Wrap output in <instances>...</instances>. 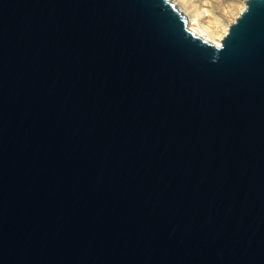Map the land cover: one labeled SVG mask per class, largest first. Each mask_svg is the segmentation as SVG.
Masks as SVG:
<instances>
[{
    "label": "water",
    "instance_id": "obj_1",
    "mask_svg": "<svg viewBox=\"0 0 264 264\" xmlns=\"http://www.w3.org/2000/svg\"><path fill=\"white\" fill-rule=\"evenodd\" d=\"M220 45L170 0H0V264H264V0Z\"/></svg>",
    "mask_w": 264,
    "mask_h": 264
},
{
    "label": "rangeland",
    "instance_id": "obj_2",
    "mask_svg": "<svg viewBox=\"0 0 264 264\" xmlns=\"http://www.w3.org/2000/svg\"><path fill=\"white\" fill-rule=\"evenodd\" d=\"M192 2L199 7V11L203 9L210 10L200 17L205 24L207 21L219 18L217 19L219 24L217 27L218 33L213 35L216 40L219 36L226 33L229 23L235 21L240 11L244 8L243 0H192Z\"/></svg>",
    "mask_w": 264,
    "mask_h": 264
},
{
    "label": "bare ground",
    "instance_id": "obj_3",
    "mask_svg": "<svg viewBox=\"0 0 264 264\" xmlns=\"http://www.w3.org/2000/svg\"><path fill=\"white\" fill-rule=\"evenodd\" d=\"M170 1L179 11H181V13L185 15L187 20V27L191 31H193L196 35L208 40L209 42L214 43L215 45H220V41L225 33L219 36L217 40L213 37V35L218 33L217 27L219 24L217 19L219 18L216 17L217 19H215L213 17L214 22L207 21L206 24L202 22L200 18L204 13H208L210 10L208 11L207 9H203L202 11H199V7L194 5L192 0H170Z\"/></svg>",
    "mask_w": 264,
    "mask_h": 264
}]
</instances>
